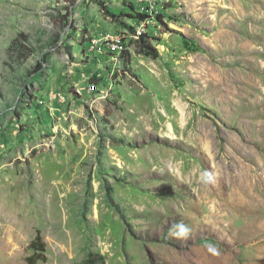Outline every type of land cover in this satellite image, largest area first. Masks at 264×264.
<instances>
[{"label":"rangeland","instance_id":"obj_1","mask_svg":"<svg viewBox=\"0 0 264 264\" xmlns=\"http://www.w3.org/2000/svg\"><path fill=\"white\" fill-rule=\"evenodd\" d=\"M136 5L0 0V264H264V0Z\"/></svg>","mask_w":264,"mask_h":264},{"label":"trees","instance_id":"obj_2","mask_svg":"<svg viewBox=\"0 0 264 264\" xmlns=\"http://www.w3.org/2000/svg\"><path fill=\"white\" fill-rule=\"evenodd\" d=\"M131 9H132V7H131ZM161 17H162V15L156 16L157 19H161ZM144 18H146V17L135 12L134 19L138 20L139 22H142L144 20ZM147 37H149L147 34H141L139 36V39L141 41H144V39ZM143 52H144L145 56H148L152 59H156L158 57V52L155 49V47L152 45H146L145 48H143ZM30 54H32V53L30 52L25 57H28ZM29 248H30V250H32V255H30L26 259L27 264H37V262H39V261H41V262L45 261V255H44L45 245H44V242H43L39 232H37L34 240H32L30 242Z\"/></svg>","mask_w":264,"mask_h":264},{"label":"built area","instance_id":"obj_3","mask_svg":"<svg viewBox=\"0 0 264 264\" xmlns=\"http://www.w3.org/2000/svg\"><path fill=\"white\" fill-rule=\"evenodd\" d=\"M136 4L138 13L143 16L154 13L158 9V0H136Z\"/></svg>","mask_w":264,"mask_h":264}]
</instances>
